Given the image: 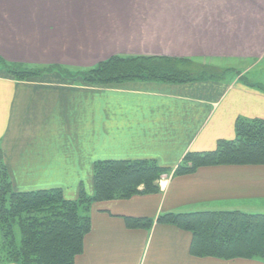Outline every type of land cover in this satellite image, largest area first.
<instances>
[{"label": "crops", "instance_id": "crops-1", "mask_svg": "<svg viewBox=\"0 0 264 264\" xmlns=\"http://www.w3.org/2000/svg\"><path fill=\"white\" fill-rule=\"evenodd\" d=\"M31 18L41 21L39 42L25 29ZM113 54L235 63L245 77L264 60V0H0L6 60L86 66ZM46 75H0V161L14 190L90 195L99 161L150 160L168 170L157 192L89 204L90 228L74 264H264L194 256L190 231L157 221L165 213L264 212V164L174 174L188 152L234 139L237 119L264 120V90L255 86L264 77L96 87ZM128 217L150 224L129 227Z\"/></svg>", "mask_w": 264, "mask_h": 264}, {"label": "trees", "instance_id": "trees-1", "mask_svg": "<svg viewBox=\"0 0 264 264\" xmlns=\"http://www.w3.org/2000/svg\"><path fill=\"white\" fill-rule=\"evenodd\" d=\"M174 60L166 56L113 55L78 75L93 85L132 80L194 81L178 69ZM19 67L11 65L6 70L15 79L49 71V67L38 71ZM210 164H264V120L237 119L234 139L219 140L212 151L188 152L174 174ZM167 171L150 160L99 161L94 164L93 193L88 195L80 189L76 199H67L60 188L14 190L0 161V264H74L90 228L88 205L157 192L159 186L154 182ZM157 221L190 231V253L194 256L264 260V213H165ZM126 223L129 227H147L150 220L128 217Z\"/></svg>", "mask_w": 264, "mask_h": 264}, {"label": "rangeland", "instance_id": "rangeland-1", "mask_svg": "<svg viewBox=\"0 0 264 264\" xmlns=\"http://www.w3.org/2000/svg\"><path fill=\"white\" fill-rule=\"evenodd\" d=\"M29 12L31 14V17H33L34 12L32 11V9ZM40 24H41V21H38V20L33 21L31 18L25 26V29L27 31L31 32V34H33L35 32V37H36L34 39L35 42H39V37H41L40 33H42V28L40 27ZM51 38L53 39V37H51ZM51 38H50V40H51ZM21 44H23V42L19 41L16 45L21 46ZM113 55L132 56L135 54H113ZM113 55H110V56H113ZM136 55H138V54H136ZM110 56H108L107 58H109ZM146 56H150V55H146ZM156 56H166V55H156ZM166 57H172L173 59H175L174 61L177 62L178 69L181 70L182 72H184L185 74H187L190 78H193L194 80L195 79H201L204 77L216 78V76H217V78L221 77L222 79H226V78H229L231 76H235L236 78L242 80V82L246 83L247 82V80H245L246 78L250 79L252 77H260V76H262V78L264 77V60L259 65L253 67L252 70L250 71V73H248V75H245V77H243V75L239 74L242 72V69L240 67H237L239 65H236L235 63L229 64L228 66L230 68H224L222 66L226 65V63H220L217 61V62H214L212 64L211 63L209 64V62H212V61H207V60L200 58V57L169 56V55H167ZM107 58H105V59H107ZM105 59H103V60H105ZM103 60H101V61H103ZM98 62H100V61H98ZM97 63L86 65V66H75L73 64V66H72V65H64V64L36 63V62H29V61L23 62L22 60L21 61H10V60H6L2 56H0V75L12 77L8 73V70H6L7 66H11V65H17V67L20 66L22 69L26 68V69H30V70H36V71H38L37 69H40V68L49 67V71H45L44 73H41V75L47 73L48 75H46V76L49 77V76H51V74H54L53 76L58 75V76H60V78H62V80L67 81L69 83H80L81 82V83H84L87 85H93V84H90V83H87L86 81H84L83 76H81V75H82V71L86 72L87 69L95 66ZM53 66H59L60 68H56ZM214 66L219 68V69H216ZM78 74H81V75H78ZM17 77H19V78H16V79L23 78V76H17ZM38 77H40V75H31L30 77H26V78H23L20 80H24V79H28V78L34 79V78H38ZM258 85H260L261 87L264 88V84H258ZM94 86L100 87L99 85H94ZM160 179H161V177L158 180H156L154 183L158 184L159 183L158 181ZM141 186L139 188H141ZM258 213H264V212L258 211ZM17 229H16V231H17ZM11 232L12 231L8 230L9 236H12ZM8 238L9 237H7V239Z\"/></svg>", "mask_w": 264, "mask_h": 264}]
</instances>
